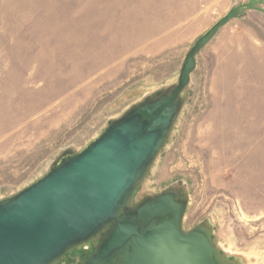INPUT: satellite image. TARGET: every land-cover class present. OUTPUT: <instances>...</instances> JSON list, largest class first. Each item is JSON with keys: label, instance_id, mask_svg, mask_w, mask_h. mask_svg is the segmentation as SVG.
Returning a JSON list of instances; mask_svg holds the SVG:
<instances>
[{"label": "rangeland", "instance_id": "rangeland-1", "mask_svg": "<svg viewBox=\"0 0 264 264\" xmlns=\"http://www.w3.org/2000/svg\"><path fill=\"white\" fill-rule=\"evenodd\" d=\"M248 0H0V199L178 82L194 43ZM177 187L242 264H264V14L197 54L171 137L138 196ZM92 248L61 264H83Z\"/></svg>", "mask_w": 264, "mask_h": 264}, {"label": "water", "instance_id": "water-1", "mask_svg": "<svg viewBox=\"0 0 264 264\" xmlns=\"http://www.w3.org/2000/svg\"><path fill=\"white\" fill-rule=\"evenodd\" d=\"M251 10L264 14V0L236 4L202 35L177 83L134 103L84 148L65 150L37 181L0 199V264H61L89 248L83 264H242L215 242L211 219L184 227L189 196L181 189L138 192L171 137L198 52Z\"/></svg>", "mask_w": 264, "mask_h": 264}, {"label": "flooded vegetation", "instance_id": "flooded-vegetation-1", "mask_svg": "<svg viewBox=\"0 0 264 264\" xmlns=\"http://www.w3.org/2000/svg\"><path fill=\"white\" fill-rule=\"evenodd\" d=\"M144 115L147 117L146 113H144Z\"/></svg>", "mask_w": 264, "mask_h": 264}]
</instances>
